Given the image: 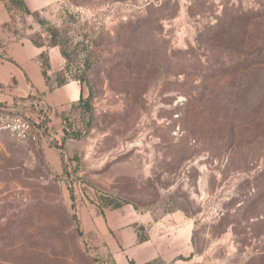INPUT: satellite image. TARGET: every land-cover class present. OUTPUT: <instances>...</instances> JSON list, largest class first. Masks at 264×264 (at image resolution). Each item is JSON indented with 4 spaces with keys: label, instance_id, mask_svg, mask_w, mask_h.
<instances>
[{
    "label": "rangeland",
    "instance_id": "obj_1",
    "mask_svg": "<svg viewBox=\"0 0 264 264\" xmlns=\"http://www.w3.org/2000/svg\"><path fill=\"white\" fill-rule=\"evenodd\" d=\"M43 15L61 31L52 85L84 73L94 117L71 116L62 175L4 140L0 264H117L77 215L100 198L182 249L155 264H264V0H55ZM25 109L35 135L47 116Z\"/></svg>",
    "mask_w": 264,
    "mask_h": 264
},
{
    "label": "crops",
    "instance_id": "obj_2",
    "mask_svg": "<svg viewBox=\"0 0 264 264\" xmlns=\"http://www.w3.org/2000/svg\"><path fill=\"white\" fill-rule=\"evenodd\" d=\"M24 1L31 11L44 13L55 0ZM9 22L11 15L6 4L0 0V104L16 111L25 108L43 110L48 112L49 120L47 132L37 130L38 133L35 135L32 133L33 137L25 144L16 142L7 131H0V151L4 148L5 139L26 146L32 157H35L36 149H41L52 171L62 175L64 171L62 160L50 142L54 137L59 138L64 134L62 115L68 114L72 104L81 97L87 98L89 90L78 81L50 88L43 74L40 58L47 49L35 46L29 39L14 40L10 32L2 27ZM48 54L51 74L59 69L63 61L56 48L51 49ZM76 204L83 232L88 237L105 243L117 264H131L132 261L136 264H145L161 257L166 258L168 255H173L174 260L183 254L182 249L177 254L174 253L175 247L165 240L167 235L154 238V235L148 233L149 229L146 230L149 239L140 242L139 233L143 234V231L137 232L133 224L145 226V223L140 217L133 219L127 208H109L102 212L97 204L85 202Z\"/></svg>",
    "mask_w": 264,
    "mask_h": 264
},
{
    "label": "trees",
    "instance_id": "obj_3",
    "mask_svg": "<svg viewBox=\"0 0 264 264\" xmlns=\"http://www.w3.org/2000/svg\"><path fill=\"white\" fill-rule=\"evenodd\" d=\"M3 2L6 4V7L11 15V22L5 23L2 27L6 30H8L14 40H21V39H29L32 41V43L37 47H44L45 44L39 42L38 39L41 38L42 35L47 34L49 38V43L47 46L48 48H55L59 47L61 45L60 38H61V31L52 23L49 22V20L43 15V11H31L28 6L26 5L24 0H3ZM39 29V31H37ZM63 55L68 58V54L63 52ZM41 66L43 70V74L46 78L47 83L49 84L50 88H57L64 86L72 81H79L81 83L87 81L86 75L83 73L82 75L75 76L72 81H67L60 79L59 76H57V84L56 86L52 85V78L49 74V71L51 70V65L49 61V55L47 51H45L41 55ZM66 70H70L69 65H67ZM94 98V92L93 89L90 88V94L87 98L81 97L77 102L72 104V107L68 114H63V137L61 140L59 139H53V142L51 145L56 148H60L64 146L66 141L68 139H79L82 134V130L77 129L75 125H68V122L71 121V116L76 113L78 110H84L86 113H89L91 116L93 115V107H92V101ZM5 105L0 104V112L5 111ZM43 111V110H42ZM44 112V111H43ZM45 116L47 118L45 121L38 123L36 127L39 128V130L46 131L48 130L47 123H48V112H44ZM32 125L35 127V124L32 123ZM56 140V141H55ZM99 210L104 212V209H121L124 208L121 205H118L114 201L106 198H100V202L96 203ZM133 226L136 228L137 232L143 231V234L139 233V241L144 242L149 239V235L146 234V228L144 225H140L138 223L133 224ZM160 258L153 260L151 262L145 263V264H155L157 261H159ZM131 264H136L134 261L131 262Z\"/></svg>",
    "mask_w": 264,
    "mask_h": 264
},
{
    "label": "built area",
    "instance_id": "obj_4",
    "mask_svg": "<svg viewBox=\"0 0 264 264\" xmlns=\"http://www.w3.org/2000/svg\"><path fill=\"white\" fill-rule=\"evenodd\" d=\"M0 131H7L16 142L21 144L27 143L33 137L32 123L16 110L7 108L4 112H0Z\"/></svg>",
    "mask_w": 264,
    "mask_h": 264
}]
</instances>
